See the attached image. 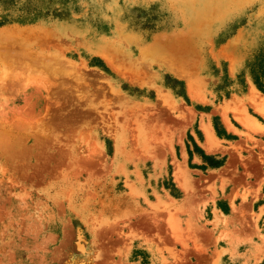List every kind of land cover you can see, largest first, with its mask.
I'll use <instances>...</instances> for the list:
<instances>
[{
    "label": "rangeland",
    "instance_id": "rangeland-1",
    "mask_svg": "<svg viewBox=\"0 0 264 264\" xmlns=\"http://www.w3.org/2000/svg\"><path fill=\"white\" fill-rule=\"evenodd\" d=\"M261 52L264 0H0V264H264Z\"/></svg>",
    "mask_w": 264,
    "mask_h": 264
},
{
    "label": "trees",
    "instance_id": "trees-1",
    "mask_svg": "<svg viewBox=\"0 0 264 264\" xmlns=\"http://www.w3.org/2000/svg\"><path fill=\"white\" fill-rule=\"evenodd\" d=\"M245 67L247 68V72L254 87L259 92L264 94V52L257 54L252 60L247 61ZM214 120L212 125L215 134L219 137L230 138L231 136L225 134V132L219 128L217 122ZM187 154L190 156V150L188 149ZM201 158H204V156L201 155ZM211 165L218 166L220 165V161H213Z\"/></svg>",
    "mask_w": 264,
    "mask_h": 264
},
{
    "label": "bare ground",
    "instance_id": "bare-ground-1",
    "mask_svg": "<svg viewBox=\"0 0 264 264\" xmlns=\"http://www.w3.org/2000/svg\"><path fill=\"white\" fill-rule=\"evenodd\" d=\"M252 89H254V88H252ZM252 103H253L254 107L259 112L264 114V96H262L261 94L259 95V94H255L254 93L253 96H252ZM241 118H242L241 122L243 124H245V125H248L250 122L252 123V119L246 113H243V117L241 116ZM205 132H206V136H207V144H208V147H209V146L213 145V141H214V136L213 135L214 134L212 135L211 130H209V128H207V127H206V131Z\"/></svg>",
    "mask_w": 264,
    "mask_h": 264
},
{
    "label": "crops",
    "instance_id": "crops-1",
    "mask_svg": "<svg viewBox=\"0 0 264 264\" xmlns=\"http://www.w3.org/2000/svg\"><path fill=\"white\" fill-rule=\"evenodd\" d=\"M185 153V152H184ZM196 157V156H195Z\"/></svg>",
    "mask_w": 264,
    "mask_h": 264
}]
</instances>
